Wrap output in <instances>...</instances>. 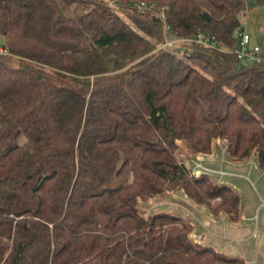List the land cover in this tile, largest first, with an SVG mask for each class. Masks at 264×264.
<instances>
[{
  "label": "trees",
  "instance_id": "trees-1",
  "mask_svg": "<svg viewBox=\"0 0 264 264\" xmlns=\"http://www.w3.org/2000/svg\"><path fill=\"white\" fill-rule=\"evenodd\" d=\"M246 10L247 0H0V264H240L194 242L181 216L145 217L138 204L183 190L238 212L230 186L178 160L181 141L209 154L222 139L264 170V59L234 52ZM197 33L218 47H162Z\"/></svg>",
  "mask_w": 264,
  "mask_h": 264
},
{
  "label": "rangeland",
  "instance_id": "rangeland-1",
  "mask_svg": "<svg viewBox=\"0 0 264 264\" xmlns=\"http://www.w3.org/2000/svg\"><path fill=\"white\" fill-rule=\"evenodd\" d=\"M241 25L250 36V46H259L261 54H264V4L247 0V10L241 15ZM213 148L212 157L205 153L196 154L181 141L176 155L193 174L205 173L213 183L228 185L235 191L240 201V215L254 217L249 221L251 226L248 227V235H251L247 241L250 257L257 264H264V170L259 165L257 154L252 152L247 158L234 160L227 149L226 141L222 139L215 140ZM219 202L220 198L212 199L208 206L213 210ZM209 207L196 204L183 190L164 192L147 201L140 200L138 204L139 212L145 217L162 211L171 212L188 223L198 225V231L208 232L211 240H220L223 232L236 235L234 233L238 231V227L231 226L226 215L218 216L213 222L209 221V226L205 229L199 225L200 221L203 222V217L210 215L212 210ZM255 229L257 235L253 232ZM230 243L231 246H236V243Z\"/></svg>",
  "mask_w": 264,
  "mask_h": 264
},
{
  "label": "crops",
  "instance_id": "crops-1",
  "mask_svg": "<svg viewBox=\"0 0 264 264\" xmlns=\"http://www.w3.org/2000/svg\"><path fill=\"white\" fill-rule=\"evenodd\" d=\"M219 140V139H218ZM212 148V154L209 153V156H213V150ZM166 192H174V191H166ZM163 194V193H162ZM161 195V194H160ZM186 195V194H185ZM159 196V195H158ZM187 196V195H186ZM193 201V200H192ZM195 202V201H194ZM196 203V202H195ZM199 204V203H196ZM202 206H207L206 204H199ZM210 208V207H209ZM211 209V208H210ZM212 210V209H211ZM240 201H239V209L238 212L233 215L229 213H225L223 211H220L219 213H215L213 210L210 211V215H206L203 217L202 221H200L201 224H199L201 227L205 229V227L209 226V221H212L216 219L218 216H227V218L230 220V225L233 227H238V231L233 234H226L223 232V235L221 236L220 240H211L210 234L206 231L200 232L198 231V225L195 226L192 222L191 224V232H190V237L191 239L199 244L207 245L211 248H213L216 252L222 253L228 257L237 259L240 264H257L256 261H254L253 257H250L249 251H248V246H247V241L250 238L251 235H248V231L251 225L249 224V221H252L254 217H249L245 215H240ZM168 212V211H165ZM225 219V218H223ZM204 223V225H202ZM244 231V232H241ZM241 232V233H240ZM254 234L257 235V229H255ZM214 235V233L212 234ZM230 242H233L236 246H231L232 244ZM264 255V251H263Z\"/></svg>",
  "mask_w": 264,
  "mask_h": 264
},
{
  "label": "built area",
  "instance_id": "built-area-1",
  "mask_svg": "<svg viewBox=\"0 0 264 264\" xmlns=\"http://www.w3.org/2000/svg\"><path fill=\"white\" fill-rule=\"evenodd\" d=\"M170 27L165 24V32L169 31ZM238 45L235 48L234 52L237 54V57L240 60L243 61H261L264 59L263 55L261 54V48L259 46H250V36L243 30L241 29L238 34ZM184 41H194L199 44H202L204 46L210 47V48H216L218 47V41L203 33H197L196 35L193 36L191 39H177V40H172V39H165V41L162 44V47L165 48L168 52H174L175 48L180 47L181 43ZM180 56L182 55V52H175ZM0 54H8V50L5 46L0 44Z\"/></svg>",
  "mask_w": 264,
  "mask_h": 264
}]
</instances>
